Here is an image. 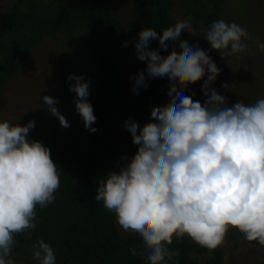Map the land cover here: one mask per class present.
Returning <instances> with one entry per match:
<instances>
[{
	"label": "clouds",
	"instance_id": "9594fccd",
	"mask_svg": "<svg viewBox=\"0 0 264 264\" xmlns=\"http://www.w3.org/2000/svg\"><path fill=\"white\" fill-rule=\"evenodd\" d=\"M182 33L193 35L188 21H177L161 33L152 28L138 33L135 55L146 68L133 77L132 91L147 89V79L164 78L171 81L169 103L151 109L154 123L124 121L137 150L131 159L123 158L126 163L118 172L97 181L94 196L115 214L123 231L142 239L149 264H167L179 256L166 246L174 237L187 236L214 250L223 245L229 228L264 246V99L228 106L227 98L211 87L221 70L198 44L181 39ZM249 39L247 30L223 19L214 21L205 37L221 58L247 53ZM152 40L168 54L150 48ZM170 43L181 51H168ZM257 47L264 51V42ZM205 75L202 104L185 91ZM67 80L84 127L94 133L88 80L75 74ZM41 99L61 127H70L55 107L56 98ZM34 127V120L24 126L0 122V264H16L14 236L35 230L36 206L52 203L60 187L50 149L28 139ZM32 257L39 264H56L53 248L42 239L33 245Z\"/></svg>",
	"mask_w": 264,
	"mask_h": 264
},
{
	"label": "rangeland",
	"instance_id": "374dc122",
	"mask_svg": "<svg viewBox=\"0 0 264 264\" xmlns=\"http://www.w3.org/2000/svg\"><path fill=\"white\" fill-rule=\"evenodd\" d=\"M172 3L170 20L174 24L188 21L193 29L194 36L182 33L181 39L188 41L189 45L198 44L221 70L211 87L227 98L228 106L239 101L248 104L264 99V51L257 47V42H264V0H172ZM101 4L98 9L91 10L96 19L95 26L102 36L101 51L114 65V72L105 88L117 91L109 102L108 119L90 133L75 108V93L68 88L72 83L67 80L69 74L83 75L89 82L92 95L101 87L100 67L92 49L90 30L83 23L68 32L54 33L34 41L32 46L21 52L15 73L4 81L0 89V122L7 120L24 126L29 120H34L35 127L30 130L28 139L48 147L57 165L65 151L75 148L82 153H93L109 172H118L126 163L123 158L131 159L137 150L130 133L124 128V121L132 119L136 122L133 102L137 94L132 91L133 77L146 67L136 58L133 46L138 39L133 0H101ZM65 11L60 9L57 0H0V66L12 40L20 39L28 29L18 28V22L15 27L10 26L12 16L32 12L38 18L57 17L64 15ZM220 19L247 30L250 36L246 41L247 53L221 58L217 50H211L205 40L206 33L211 24ZM173 45L176 51H181ZM206 78L205 75L200 81L190 84L185 95L203 104L205 97L201 87ZM223 84L229 87L225 89ZM45 95L56 98L55 107L70 127H61L58 119L46 109L41 99ZM169 99L167 96L163 106L169 103ZM41 210L37 205L36 215ZM114 222L121 235L139 237L123 231L115 214ZM34 233L29 230L14 236L18 242L13 249L16 264H39L32 257V248L42 237L39 233L33 237ZM42 240L49 243L47 239ZM219 249L221 264H264V246L255 241L248 242L235 228H229ZM53 250L56 253V248ZM211 256L209 251L192 253L189 259L191 264H206Z\"/></svg>",
	"mask_w": 264,
	"mask_h": 264
},
{
	"label": "trees",
	"instance_id": "16d2710c",
	"mask_svg": "<svg viewBox=\"0 0 264 264\" xmlns=\"http://www.w3.org/2000/svg\"><path fill=\"white\" fill-rule=\"evenodd\" d=\"M219 1V0H217ZM64 15L38 18L32 12L12 16V27L25 29L20 39H14L0 66V89L4 81L12 76L21 60V52L41 38L58 32H68L78 25L86 23L90 30L91 45L96 61L100 67L101 87L95 95L89 93L88 100L93 107L96 122L92 126L105 122L109 116V102L117 91L106 89L114 72L113 63L101 51L100 31L95 26L93 11L98 9L101 0H57ZM136 34L143 28H152L158 33L174 22L169 18L173 6L172 0H133ZM100 17V16H99ZM150 48L161 55L168 52L160 50L157 40H152ZM175 50L172 43L168 51ZM145 67H146V62ZM147 89L141 88L133 102L136 122L143 126L155 122L150 117L154 106H163L171 81L164 78L147 79ZM189 85L187 86V88ZM60 187L54 193V201L37 213L34 223L35 237L39 233L47 239L49 245L56 248V264H149L146 258V246L140 237L119 233L114 222V213L108 211L101 201L94 199L97 181L109 173L93 153H82L69 149L63 153L58 162ZM178 250L179 256L168 260L167 264H191L192 253H212L206 264H221V250L217 247L209 250L183 237L166 245ZM136 249L132 255L130 249ZM141 253H144L141 255Z\"/></svg>",
	"mask_w": 264,
	"mask_h": 264
}]
</instances>
